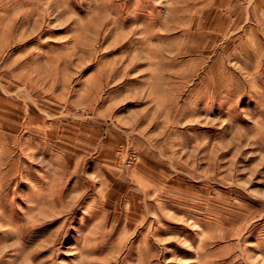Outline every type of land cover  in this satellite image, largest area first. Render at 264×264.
Here are the masks:
<instances>
[{
    "label": "rangeland",
    "instance_id": "rangeland-1",
    "mask_svg": "<svg viewBox=\"0 0 264 264\" xmlns=\"http://www.w3.org/2000/svg\"><path fill=\"white\" fill-rule=\"evenodd\" d=\"M0 264H264V0H0Z\"/></svg>",
    "mask_w": 264,
    "mask_h": 264
}]
</instances>
